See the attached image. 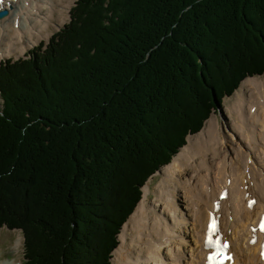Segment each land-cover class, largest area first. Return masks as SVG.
<instances>
[{"label":"trees","instance_id":"16d2710c","mask_svg":"<svg viewBox=\"0 0 264 264\" xmlns=\"http://www.w3.org/2000/svg\"><path fill=\"white\" fill-rule=\"evenodd\" d=\"M35 54L0 71V227L27 264H113L170 124L264 72V0H78Z\"/></svg>","mask_w":264,"mask_h":264},{"label":"bare ground","instance_id":"6f19581e","mask_svg":"<svg viewBox=\"0 0 264 264\" xmlns=\"http://www.w3.org/2000/svg\"><path fill=\"white\" fill-rule=\"evenodd\" d=\"M71 3L2 0L0 10L6 9L8 15L0 19L1 54L10 55L19 45L24 53L54 19L65 18L68 12L72 15L78 0L69 11ZM33 49L36 62L39 47ZM19 62L15 60L13 65ZM245 81L250 96L239 108L233 137L222 128L220 131L217 124H207L197 145L172 156L162 175L164 187L158 192L162 199L156 198L152 216L136 228V218L148 207L152 187L147 184L153 176L141 187V202L119 234V239H126L133 228L138 230L126 264H208L213 250L205 247V240L213 218L218 230L213 238L218 236L221 243L228 244L226 254L231 259H225L224 264H264V231L260 230L264 220V82L259 78ZM192 142L194 139L190 145ZM25 245L24 234L16 237L0 264H27ZM119 248L115 253L118 258Z\"/></svg>","mask_w":264,"mask_h":264},{"label":"rangeland","instance_id":"374dc122","mask_svg":"<svg viewBox=\"0 0 264 264\" xmlns=\"http://www.w3.org/2000/svg\"><path fill=\"white\" fill-rule=\"evenodd\" d=\"M74 2H75V0H72L69 11L73 7ZM70 22H71V17H70L69 12L67 13L65 18L60 17L58 20L54 19L50 23L48 30H46L45 33H43L42 37L37 42H35L34 44H31L28 48L31 50L36 45L44 44L45 42H48L50 36L56 30L63 29V27L68 25ZM25 37H26V35H25ZM24 39L26 40V42L28 41L27 37ZM0 44H1V42H0ZM24 53L20 52V45H19V48L17 50L15 49V51L12 52L10 55L1 54V52H0V61H5L6 59H13V58L19 59V58L24 57ZM12 65H13L12 62H8L7 64L5 63L3 65H0V71L5 73L7 75V77L11 80H26L27 82H29L32 77H29V74L27 73V71H29L30 74H32V75H36L38 72L42 73L44 66L46 64L44 63V64H37V65H28L24 69H21L24 67V65H22L19 68L10 70L13 67ZM34 68H36V70H33ZM22 71H26V72L22 73ZM256 75L257 76H254V77H247L246 80L248 78H259V80H262V82H264V72L258 73ZM245 84H246V81L244 83L242 82L241 85L239 86V88L237 90H235L233 93L229 92L228 94L231 93V95L227 96L223 99L222 106H221V104L219 106L218 104L216 105V103H211L209 96H207V100H206L207 107H204V104L202 101L199 103L198 100L200 97H198L195 101V103L198 101L197 102L198 105L191 107L190 111H189L193 122L188 127L183 128L181 130V132L175 131L173 129L175 126L170 124V126L167 128V130L165 132V135L161 138V139H163V142L161 144V148L157 151L158 156L153 158V161L158 163L160 161V159H162L163 156L167 155L166 152L171 153V157L172 156L174 157L178 152H180V151L183 152V150H186L188 146L197 145L196 142L198 140H201V135L199 133L202 131V129H205L208 125L211 126V125L217 124L220 131L222 128V130L223 129L226 130V133L230 137H233V132L235 133L236 132L235 130L238 127L239 108L242 105L243 100L248 99L250 96L248 89L244 88ZM3 101L4 100H3V96H2V91L0 89V112L2 111V108H3V103H2ZM203 108H206V110L202 111ZM183 118H185V117H183ZM186 120H188V119L186 118ZM186 134H189V136L186 137L187 136ZM191 139H194V142H192V144L190 145ZM165 140H166V143H165ZM168 141H170V143H168ZM174 143H176V146ZM168 146L170 147V149L167 148ZM192 150L193 149H191V151ZM173 157L170 160H168L167 163H165L159 169H157L158 171L156 173L153 172L150 175L153 177L156 176L154 178L152 177V179H150L149 183L147 184L150 186V188L152 187V193H151V189H150L151 194L149 195L150 198L147 200L148 201L147 202V204H148L147 210L144 211L142 214H140L136 218V223H135L136 228L144 221L145 217L150 218L152 216L153 204H156L158 202V199H162V197L159 196V193H158L159 188L164 187V184H162V175H163V172L165 171V169L167 168V166L173 161L172 160ZM152 166H153V163L150 165V167H152ZM156 168H154L153 170L155 171ZM156 198H158V199H156ZM131 216H129V217H131ZM122 232H123V230H122ZM134 232H136V233H134ZM137 233H138V230L133 228L132 233L126 239H123L120 236V239H119L120 243H119L118 247L114 250L113 255H112V263L113 264H121V263L126 264V261L128 260V258L130 257V255L132 253L133 241H134V237L136 236ZM19 236L22 237V234H20V232H17V230H10L7 227L0 228V258H2V259L6 258L4 251H6L9 248V246L14 243L15 237H19ZM119 246H120V248H122V252L119 254V258H118L115 253L118 250ZM120 248H119V250H120ZM22 252L23 251L21 250L20 253H22ZM21 257L23 258V255ZM114 259H115V261H114ZM119 259H120V261H119ZM15 260H19V257L15 258ZM23 264H25V263H23Z\"/></svg>","mask_w":264,"mask_h":264},{"label":"snow or ice","instance_id":"6c2138e0","mask_svg":"<svg viewBox=\"0 0 264 264\" xmlns=\"http://www.w3.org/2000/svg\"><path fill=\"white\" fill-rule=\"evenodd\" d=\"M0 3H2V0H0ZM253 203L254 201L250 202L249 206L251 207ZM260 230L264 231V220L261 222ZM217 231L216 222L213 218L209 224L207 237L205 240V247L213 250L207 258L208 264H224L225 259H231V257L227 256L226 254L228 244L226 242L221 243L218 236L213 238ZM261 255L264 257V252H262Z\"/></svg>","mask_w":264,"mask_h":264},{"label":"water","instance_id":"95a60500","mask_svg":"<svg viewBox=\"0 0 264 264\" xmlns=\"http://www.w3.org/2000/svg\"><path fill=\"white\" fill-rule=\"evenodd\" d=\"M5 12H0V16H2Z\"/></svg>","mask_w":264,"mask_h":264}]
</instances>
